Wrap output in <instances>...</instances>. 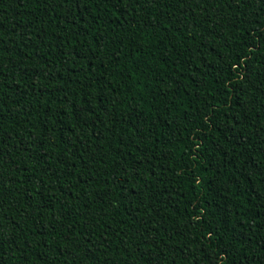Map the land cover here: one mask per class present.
I'll return each mask as SVG.
<instances>
[{"label":"trees","instance_id":"obj_1","mask_svg":"<svg viewBox=\"0 0 264 264\" xmlns=\"http://www.w3.org/2000/svg\"><path fill=\"white\" fill-rule=\"evenodd\" d=\"M0 264H264V0H0Z\"/></svg>","mask_w":264,"mask_h":264}]
</instances>
